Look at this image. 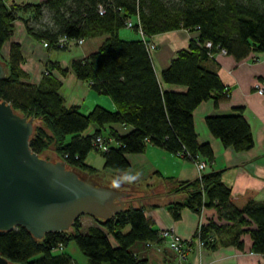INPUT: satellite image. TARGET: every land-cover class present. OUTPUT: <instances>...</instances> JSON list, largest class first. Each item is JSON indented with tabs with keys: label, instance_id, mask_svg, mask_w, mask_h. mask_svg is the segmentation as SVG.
Listing matches in <instances>:
<instances>
[{
	"label": "trees",
	"instance_id": "obj_1",
	"mask_svg": "<svg viewBox=\"0 0 264 264\" xmlns=\"http://www.w3.org/2000/svg\"><path fill=\"white\" fill-rule=\"evenodd\" d=\"M43 9L51 12L52 25L35 28L30 20H39ZM26 11H31L32 17L21 15ZM17 19L29 35L45 41L49 48L56 47L61 35L83 40L105 36L97 50L72 60L70 70L93 92L109 97L113 110L96 104L86 112L78 104L68 105L60 91L62 83L51 70L65 76L69 68L56 62L45 63L46 72L38 83L27 81L18 42H10L7 60H0L6 71L0 79V98L10 102L15 111L34 118L31 149L42 155L53 143L60 160L84 179L80 172L126 171L130 167L127 156L144 152L148 144L189 161L204 158L211 163L212 148L198 142L193 111L207 100L217 107L230 96V90L208 62L222 50L236 60L251 52L264 53V0H45L24 5L0 0V51L10 41ZM122 28L133 29L138 38H121ZM176 29L195 31L196 36L162 70V83L183 87L167 90L156 76L146 42L153 35ZM205 122L224 147L247 151L254 145L243 106L234 107L230 114L207 116ZM91 126L94 130L86 134ZM126 128L129 130L124 131ZM98 136L106 150L95 145ZM92 150L101 154L102 169L86 163ZM223 171L211 169L187 181L162 176L169 199L165 205L174 220L184 208L198 214L213 208L216 216L205 219L194 238L199 237L211 249L231 245L243 250V236L248 234L250 251L264 256V200L257 201L252 188L234 194L222 180ZM136 200L130 194L124 210L113 217H93L95 224L86 232L80 218L68 231L48 232L41 239L22 226L0 231V255L10 264H72L63 249L74 242L86 264H146L130 247L162 237L152 228L145 205L134 203Z\"/></svg>",
	"mask_w": 264,
	"mask_h": 264
},
{
	"label": "crops",
	"instance_id": "obj_2",
	"mask_svg": "<svg viewBox=\"0 0 264 264\" xmlns=\"http://www.w3.org/2000/svg\"><path fill=\"white\" fill-rule=\"evenodd\" d=\"M43 1L45 0H7V5L35 4ZM29 14L31 11L21 13L23 17ZM14 25V33L10 41L3 44L0 57L7 60L10 42L20 43L24 57L22 69L27 74V81L38 83L43 75L45 63L56 62L62 68H69L65 76L60 75L57 70H51V73L62 83L60 91L68 105L78 104L82 110H89L96 104L111 110L115 109L109 97L93 92L88 83L77 79L70 70L72 60L82 59L97 50L105 38L104 35L84 39L80 45L72 42L65 49L59 50L44 47L41 41L29 35L22 20H15ZM123 35V39L127 40L138 38V35L129 31H124ZM195 36V31L176 29L150 37L156 45V49L151 53L152 64L164 89H183L182 86L162 83L161 72L169 65L176 52L186 48L189 40ZM208 66L217 72L222 83L229 88L230 96L219 102L217 107L212 100H207L195 108L193 119L198 142L208 143L211 146L214 159L208 164L209 168L224 170L222 180L230 186L234 194L252 188L257 192L255 199L264 200V95L258 94L255 90L256 84L264 85V53L251 52L241 60H236L228 54L217 53L208 62ZM237 106L244 107V117L252 131L254 145L247 151H235L232 147H224L220 140L211 134L205 122L207 116L230 114ZM113 126L115 129L120 128L117 125ZM94 128L95 126H91L86 134L92 132ZM128 130L126 128L124 131ZM127 160L130 167L124 172H113L109 169L103 171L117 174L120 178L124 177V182H120L122 186L113 188L130 192L135 199H140L146 207L145 214L151 221L153 229L159 232L164 228L173 227L180 237L192 240L186 248V259L182 264H264L263 255L250 251L251 238L248 234L243 236V250L231 245L214 249L205 246L198 248L194 234L200 223L216 216L213 208H205L202 214L184 208L178 220L172 218L165 205V201L169 199L166 197L167 185L162 180V176L172 177L176 181L194 179L198 176L195 163L151 144H148L142 153L128 155ZM138 182L141 186L134 187ZM131 185L133 188L130 189ZM142 197L147 198L142 199ZM134 203L137 204L136 201ZM89 226L92 224L82 228V231L86 232ZM111 242L115 244L112 239ZM63 250L71 258L75 252H80L76 245L71 244ZM130 251L139 259L146 260V264H180L178 255L169 247L168 239L165 238L160 241L135 243L130 247ZM84 260L82 264H86L87 259Z\"/></svg>",
	"mask_w": 264,
	"mask_h": 264
},
{
	"label": "water",
	"instance_id": "obj_3",
	"mask_svg": "<svg viewBox=\"0 0 264 264\" xmlns=\"http://www.w3.org/2000/svg\"><path fill=\"white\" fill-rule=\"evenodd\" d=\"M5 74L0 61V79ZM33 130V117L0 98V231L22 226L41 239L68 231L81 216L106 220L124 210L132 193L92 183L65 161L38 155L29 145ZM0 264L10 263L0 255Z\"/></svg>",
	"mask_w": 264,
	"mask_h": 264
},
{
	"label": "rangeland",
	"instance_id": "obj_4",
	"mask_svg": "<svg viewBox=\"0 0 264 264\" xmlns=\"http://www.w3.org/2000/svg\"><path fill=\"white\" fill-rule=\"evenodd\" d=\"M28 17H32V13L29 14ZM30 25H32L35 28H41L42 26H51L52 25L51 12H49L47 9H43L41 18L39 20L31 19L30 20ZM124 31H129V32H132L133 34L138 35L133 29L122 28L119 31L120 32L119 36L121 38L124 37V35H123ZM70 44H68V46ZM76 45H80V44H76ZM59 50H63V49H59ZM0 60H4V58H1ZM5 61H6V59H5ZM45 71H46V68H44L43 73ZM83 111L87 112L88 110L87 109H83ZM37 124L40 125V122L39 121H35V125H37ZM54 147L55 146L53 145V143L50 144L48 146V149L45 150V152H43L41 156L44 157V158H49V160H60V156L56 153V150H55ZM86 163L91 164V165H93L94 167H96L98 169H102L103 158H102V156H101V154L99 152H97L95 150H92V151L89 152V155L87 156ZM80 174L82 176H84L88 181H91L92 183H95V184H98V185H103V186H108V187H112L113 184L115 185V184H117L119 182H124V177L120 178L117 174L106 172V171H103V170H101L100 172L95 173L94 175H91V174L86 173V172H80ZM198 174H199V171H198ZM140 186H141V184L138 182V183H135L134 187H140ZM79 222H80L82 228H86L88 226V224H92V225L95 224L94 218L89 216V215L81 216L80 219H79ZM69 244L75 245L74 242H70ZM68 250H69V248H68ZM178 257L180 259V264H182V262L185 261V259H186V251L184 252V254H182L180 256L178 255ZM84 259H86V257L84 255H82L80 252L77 251L72 256L71 261H72V264H82L81 262L85 261Z\"/></svg>",
	"mask_w": 264,
	"mask_h": 264
},
{
	"label": "built area",
	"instance_id": "obj_5",
	"mask_svg": "<svg viewBox=\"0 0 264 264\" xmlns=\"http://www.w3.org/2000/svg\"><path fill=\"white\" fill-rule=\"evenodd\" d=\"M7 1V0H4ZM103 9L102 7H100V13H102ZM127 26L130 27L132 26V22L130 20L127 21ZM141 33V32H140ZM74 42L75 44H81L83 42V39L79 38V39H69L67 36L65 35H61L58 37L57 41L55 42V48L57 49H61L63 47L68 46V44ZM147 43V47L149 52H152L155 48V44L150 41V42H146ZM43 46L47 47V43L44 41L42 42ZM207 45H210L209 43H207ZM221 54H225V51L222 50ZM46 72V71H45ZM255 90L258 94L264 95V85L263 84H256L255 85ZM121 133V132H120ZM95 145L97 146V148L102 149V150H106L107 149V145L104 144V141L101 137H96L95 139ZM193 163H195L196 167L198 168L199 174L198 176L203 173V172H207L210 170L209 165L207 162H205L204 158L201 159H196V160H191ZM116 172V171H113ZM201 214L203 213V209L200 212ZM201 224V223H200ZM159 234L162 238L168 239V244L169 247L175 251L179 256L184 254V252L186 251V248L188 247V245H190L192 243V240H185L182 237H180V235H178L176 233V231L174 230L173 227H167L164 228L162 230L159 231ZM198 247H204V241H202L199 237L194 238ZM59 249H61V246L59 247Z\"/></svg>",
	"mask_w": 264,
	"mask_h": 264
},
{
	"label": "bare ground",
	"instance_id": "obj_6",
	"mask_svg": "<svg viewBox=\"0 0 264 264\" xmlns=\"http://www.w3.org/2000/svg\"><path fill=\"white\" fill-rule=\"evenodd\" d=\"M189 246V245H188Z\"/></svg>",
	"mask_w": 264,
	"mask_h": 264
}]
</instances>
